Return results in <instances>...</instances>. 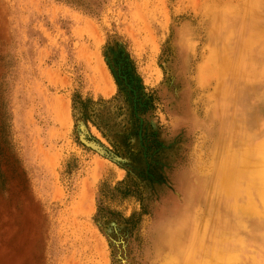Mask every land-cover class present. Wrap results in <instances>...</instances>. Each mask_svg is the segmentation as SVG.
I'll list each match as a JSON object with an SVG mask.
<instances>
[{
	"label": "rangeland",
	"instance_id": "374dc122",
	"mask_svg": "<svg viewBox=\"0 0 264 264\" xmlns=\"http://www.w3.org/2000/svg\"><path fill=\"white\" fill-rule=\"evenodd\" d=\"M263 24L264 0H0V264H172L166 225L215 228L193 175L264 138Z\"/></svg>",
	"mask_w": 264,
	"mask_h": 264
},
{
	"label": "bare ground",
	"instance_id": "6f19581e",
	"mask_svg": "<svg viewBox=\"0 0 264 264\" xmlns=\"http://www.w3.org/2000/svg\"><path fill=\"white\" fill-rule=\"evenodd\" d=\"M220 49L224 50L228 63L238 53V48L227 49L224 44ZM242 131L253 133L247 123H244ZM256 132L253 138L244 135L239 146L228 151L226 157L218 162L212 180L201 174L193 175L194 180L202 183L205 203L209 201L208 206H212L217 197V205L225 209L218 215L215 228L209 227L204 217L194 213L188 217L181 214L176 223L164 227L162 234L169 247L172 264H264L263 232L258 235L261 243L255 242L257 250H254L257 252L248 251L249 237L254 235L248 229L253 220L251 215L264 216V138L255 139Z\"/></svg>",
	"mask_w": 264,
	"mask_h": 264
}]
</instances>
